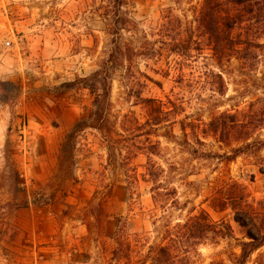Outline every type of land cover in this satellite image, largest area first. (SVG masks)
I'll return each instance as SVG.
<instances>
[{"label":"rangeland","instance_id":"obj_1","mask_svg":"<svg viewBox=\"0 0 264 264\" xmlns=\"http://www.w3.org/2000/svg\"><path fill=\"white\" fill-rule=\"evenodd\" d=\"M107 1L0 0V205L19 204L23 189L30 202L8 215L17 236L12 243L0 241V264H128L113 259L117 229L129 242L143 232L154 240V219L156 226L164 216L176 223L200 209L212 221L228 223L234 238L246 240L229 209L210 208L216 192L232 181L246 187L255 206H264V148L227 163L216 155H229L236 144L227 147L202 134L213 114L241 112L264 98V45L254 52L252 69L235 57L218 67L207 37L197 29L203 0H127L123 11L131 26L121 35L146 53L134 58L142 86L129 92L119 73L112 82L113 112L119 119L130 116L137 135L150 128L149 116L157 115L140 99L161 102L163 112L173 111L172 104L179 107L149 136L159 142V156L152 159L164 169L162 183L176 191L178 206L169 201L165 209L155 206L152 185L141 177L144 149H135L128 165L138 175L132 184L125 167L110 163L106 145L92 129L75 135L73 157L69 152L59 160L66 136L81 116L92 113V97L76 80L89 77L107 57L111 37L102 17ZM175 40L186 58L170 51ZM209 71L222 75L223 95L215 91ZM252 139L264 141V129ZM132 143L147 146L145 136ZM34 200H46L47 206L39 208ZM97 204L102 213L95 221ZM234 247L232 238L207 241L198 248L197 264L216 259L229 264L227 255L238 252ZM263 256L264 247L246 264H262Z\"/></svg>","mask_w":264,"mask_h":264},{"label":"trees","instance_id":"obj_2","mask_svg":"<svg viewBox=\"0 0 264 264\" xmlns=\"http://www.w3.org/2000/svg\"><path fill=\"white\" fill-rule=\"evenodd\" d=\"M126 5H128L127 0H108L107 5L103 6L102 17L107 22L111 37L110 49L97 70L89 77L76 80L77 84L88 90L92 97V113L89 118L81 116L73 130L66 136L59 148V160L64 159L69 152L73 157L75 135L87 128L92 129L106 145L110 163L114 168L125 167L124 175L132 181L128 183L132 184L138 181V175L135 172L131 174L134 170L129 169L128 165L137 155L135 149L139 151L144 149L147 161L141 177L143 181L152 185L151 192L155 206L163 208V204L169 201L173 207H176L179 204L174 197L176 191L162 183L161 178L165 171L152 159L159 156V142H152L149 136L156 131L153 127L166 122L167 114L174 110L177 113L179 107L172 104L173 111L163 112L161 102L140 99L141 103L147 105L149 112L157 113L156 116H149L146 125L150 128L142 135L135 134L136 130L130 116L124 115L119 119L112 108V82L116 73H119L129 92L135 93L136 89L142 86L141 81L135 76L134 58L146 53L140 54L141 51L133 49L132 42L125 40L121 35L122 30L131 26V21L123 11ZM196 24L197 29L207 37L218 67H222L235 57L247 68L252 69L254 52L264 45L258 42L259 39L264 41V0H203ZM173 43L170 51L182 59L186 58V55L178 50L177 40ZM145 44L148 45V42L146 41ZM149 53L154 52L150 50ZM209 74L212 78L211 82L216 85L215 91L223 95L225 85L222 75L212 71H209ZM139 76L149 80L145 75L139 74ZM262 129H264V98L251 102L246 110L241 112L223 111L213 114L209 122L204 125L202 134L213 137L216 142L227 147L236 144L235 147L230 148L229 155L226 153L216 155L217 158L224 159L228 163L248 150L260 151L264 148V141L252 139ZM140 136L146 137L147 146L140 148L132 143ZM20 192L23 197L16 206H13L15 204H9L7 207L0 205V241L12 243L17 236V228L8 220V215L15 209L14 207L26 208L30 204L27 190L23 189ZM215 195L210 208L218 212L229 209L233 221L241 228L246 240L234 238L228 223L214 222L205 210L200 209L196 214H190L185 220L176 223L169 222L164 216L160 225L156 226L158 219H154L152 222L156 233L154 240H150V237L143 232L134 234V240L129 242L123 239L122 235L121 238L118 237L117 234L122 231L117 229L113 259L117 262L125 260L128 264H132L133 257L135 254L139 255L138 250H140L142 254L136 264H197V258L200 256L199 246L207 241L217 244L223 238H232L235 241L234 248L238 249V252L232 250L227 255V262L246 264L254 252L264 247V206L261 203L255 206L246 187L235 181L221 188ZM12 199L14 201L15 198ZM34 202L39 208L47 206L46 200H34ZM97 209L99 213L93 215L95 221L99 220L102 213L100 204H97ZM88 214L89 212H85L82 215L85 218L89 216ZM64 215L69 214L64 212ZM208 264H226V262L224 259H216Z\"/></svg>","mask_w":264,"mask_h":264}]
</instances>
